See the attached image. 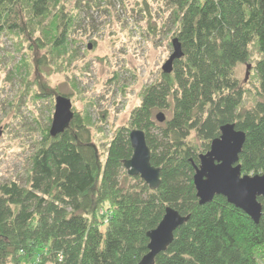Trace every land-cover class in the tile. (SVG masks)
I'll list each match as a JSON object with an SVG mask.
<instances>
[{
    "label": "trees",
    "instance_id": "trees-1",
    "mask_svg": "<svg viewBox=\"0 0 264 264\" xmlns=\"http://www.w3.org/2000/svg\"><path fill=\"white\" fill-rule=\"evenodd\" d=\"M168 1L182 57L142 91L128 127L114 132L103 160L89 118L71 104V120L57 135L48 117L22 181L0 184V264H139L148 253L146 234L166 207L189 217L154 264L264 259V198H257L261 215L253 222L221 195L200 204L192 180L199 156L227 124L245 133L241 173H264V0ZM70 13L63 0H0V35L28 29L38 72L70 67L78 54L68 49ZM251 46L258 54V101L243 109L245 89L235 70L247 64ZM55 89L53 96L70 100V93ZM156 113L170 116L158 123ZM131 129L144 132L151 164L160 170L156 189L123 167L132 155ZM101 210L106 214L100 217Z\"/></svg>",
    "mask_w": 264,
    "mask_h": 264
},
{
    "label": "rangeland",
    "instance_id": "rangeland-1",
    "mask_svg": "<svg viewBox=\"0 0 264 264\" xmlns=\"http://www.w3.org/2000/svg\"><path fill=\"white\" fill-rule=\"evenodd\" d=\"M63 2L73 17L68 49L78 51L70 67L38 72L37 48L33 47L32 55L28 51L34 38L28 39V29L0 35V184L25 177L28 159L54 110V88L58 94L70 93L73 110L89 118L92 139L103 160L114 132L128 127L142 91L157 81L173 52L176 25L168 0ZM20 18L25 25L26 15ZM250 53L247 64L235 70L245 89L243 109L258 101L253 71L258 54L253 46ZM22 60L28 63L26 68ZM39 94L52 96L41 98ZM104 214V210L99 212L100 217ZM259 263L264 264V259Z\"/></svg>",
    "mask_w": 264,
    "mask_h": 264
},
{
    "label": "water",
    "instance_id": "water-1",
    "mask_svg": "<svg viewBox=\"0 0 264 264\" xmlns=\"http://www.w3.org/2000/svg\"><path fill=\"white\" fill-rule=\"evenodd\" d=\"M171 44L173 52L161 67L164 74L170 73L173 62L182 57L181 46L177 40H172ZM71 109L69 99L61 96L56 98L49 128L53 136L68 126L72 117ZM164 120L163 113L156 116L158 123ZM219 133V137L210 143L209 150L199 156V164L195 166L192 180L198 202L206 204L215 196L221 195L229 204L244 211L253 222H257L261 215L257 198H264V173L252 176L241 173L238 162L239 152L245 140L244 132L236 131L233 125L227 124L220 128ZM1 135L0 131V137ZM128 138L132 155L123 162L125 171L132 177L140 178L150 190L156 189L160 185V170L151 164L150 148L147 147L144 132L131 129ZM188 217H183L176 210L166 207L156 228L146 234L149 238L148 253L142 257L139 264H154V257L165 252L173 240V233Z\"/></svg>",
    "mask_w": 264,
    "mask_h": 264
}]
</instances>
